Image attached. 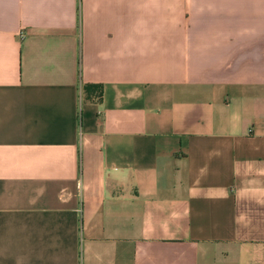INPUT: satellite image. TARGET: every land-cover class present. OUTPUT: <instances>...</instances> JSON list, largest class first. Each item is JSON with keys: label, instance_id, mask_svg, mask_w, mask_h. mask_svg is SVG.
I'll return each instance as SVG.
<instances>
[{"label": "crops", "instance_id": "1", "mask_svg": "<svg viewBox=\"0 0 264 264\" xmlns=\"http://www.w3.org/2000/svg\"><path fill=\"white\" fill-rule=\"evenodd\" d=\"M0 264H264V0H0Z\"/></svg>", "mask_w": 264, "mask_h": 264}, {"label": "trees", "instance_id": "2", "mask_svg": "<svg viewBox=\"0 0 264 264\" xmlns=\"http://www.w3.org/2000/svg\"><path fill=\"white\" fill-rule=\"evenodd\" d=\"M82 101H99L102 98V86L86 84L81 88Z\"/></svg>", "mask_w": 264, "mask_h": 264}, {"label": "built area", "instance_id": "3", "mask_svg": "<svg viewBox=\"0 0 264 264\" xmlns=\"http://www.w3.org/2000/svg\"><path fill=\"white\" fill-rule=\"evenodd\" d=\"M24 36H25L24 33H20L21 38H24ZM80 99L82 100V95H80Z\"/></svg>", "mask_w": 264, "mask_h": 264}]
</instances>
